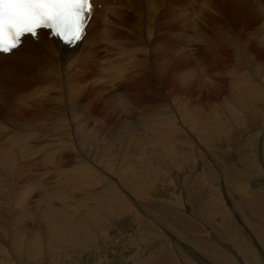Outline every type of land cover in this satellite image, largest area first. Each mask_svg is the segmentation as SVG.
Listing matches in <instances>:
<instances>
[{
  "label": "bare ground",
  "instance_id": "obj_1",
  "mask_svg": "<svg viewBox=\"0 0 264 264\" xmlns=\"http://www.w3.org/2000/svg\"><path fill=\"white\" fill-rule=\"evenodd\" d=\"M94 6L76 47L40 31L38 41L26 38L0 54V115L50 106L60 132L36 151L32 144L42 135L0 138V264H264V0ZM226 7L254 9L259 18L229 23ZM257 20L241 39L238 26ZM20 58L30 73L17 82ZM152 77L172 90L196 85L182 88L183 98L192 92L187 99L162 89L165 116L137 118L133 97ZM224 78L231 98L203 114L200 87L207 93ZM78 97L84 99L70 107ZM94 101L102 102V115H116L112 124L90 112ZM42 149L46 159L60 152L59 164L35 159ZM69 158L75 165L64 169ZM35 162L56 165L52 172L64 186L52 189L50 173H34ZM147 207L185 243L156 235Z\"/></svg>",
  "mask_w": 264,
  "mask_h": 264
},
{
  "label": "rangeland",
  "instance_id": "obj_2",
  "mask_svg": "<svg viewBox=\"0 0 264 264\" xmlns=\"http://www.w3.org/2000/svg\"><path fill=\"white\" fill-rule=\"evenodd\" d=\"M229 8V7H228ZM227 7H226V10L223 12V14L225 15L224 16V18L225 19H228V22L229 23H231V21L232 20H234V18L236 19V20H249V19H257V15H258V13H256L255 12V14H254V9H250V8H244V9H242L241 11L240 10H233V9H228ZM99 9H100V7H99ZM246 9H248V10H246ZM229 10V11H228ZM232 10V11H231ZM247 13H246V12ZM235 12H237V13H235ZM244 12H245V14H244ZM225 13H229V14H225ZM242 13V14H241ZM231 14V15H230ZM252 15V17H251V15ZM248 15H250V16H248ZM255 16V17H254ZM238 17V18H237ZM231 18H232V20H231ZM243 18V19H242ZM258 18H259V15H258ZM227 21V20H226ZM228 22H226V23H228ZM261 22V21H260ZM259 23H258V20L255 22V23H253V24H250V25H252V26H250V25H247V24H244V23H242V24H240L239 26H238V29L240 28L241 30H242V35H241V39H244L245 38V35H247V32L251 29V27H254L255 25H258ZM256 27V26H255ZM243 28H244V30H243ZM164 41L165 42H172V41H170V39H167V38H164ZM228 50L231 52V49L229 48V46H228ZM228 51V52H229ZM26 53H29L31 56L33 55V54H35V53H40V52H34V51H29V52H26ZM232 53H234V52H232ZM21 58H20V60L18 61V63H17V65H16V67H15V74L13 75L14 76V78L16 77V81L18 82V81H22L21 80V76L22 75H24V77H25V75H26V77L28 76V73H30L28 70H22V64L24 63V62H22L21 63ZM26 64V63H25ZM25 64H24V66H25ZM250 71H251V69H249ZM205 71H207V72H209V70H205ZM201 72H203L202 71V69H201ZM152 75V74H151ZM170 74H167V75H165V78H167L168 76H169ZM18 76V77H17ZM153 79H151L150 78V80H146V84H145V86H143L144 87V89H142L140 92H139V94H138V96L136 95V96H134L133 97V100L132 101H137L136 103H137V105H136V109H137V111H136V114H134V115H136L135 117H137V116H141L142 114H148V120H150V119H152L151 117H152V115H154L156 118H163L165 115H162L161 114V111H162V109L163 110H167V108H166V106H165V104L166 103H169V102H167V101H169L168 99H167V96L165 95V93L162 91V89H164V88H168V89H171L172 90V87H171V85H168V87H167V84H165L166 82H162L163 83V86H165L164 88L163 87H161V84L157 81V79L155 78V77H152ZM155 79V80H154ZM229 79H226V78H224L222 81L223 82H220V83H215V84H211V85H209L210 86V88L208 87V92L207 93H205L206 92V90H205V88L206 87H200V89H199V97H201V99H200V101H199V104H201L202 105V108L204 109L203 111H202V113L203 114H206V113H210L211 112V110L212 109H214L215 107L216 108H221L222 107V105L220 104V101L222 100V101H224L223 99H224V97L226 96V97H230L231 98V96H232V93L229 91L230 89H229V81H228ZM148 82V83H147ZM228 84V85H227ZM196 85V84H195ZM195 85H194V82H192L191 83V85H189L188 84V87L187 86H180V87H185V88H183V89H189V91L190 90H193V87H195ZM216 85H218L217 87H216ZM224 86V87H223ZM14 87V83H12V86H11V88L10 89H12ZM92 87L93 86H89L88 87V89H87V87L86 88H84L85 89V91L87 92L89 89H92ZM174 87H178L177 86V84H175L174 85ZM192 87V88H191ZM214 89H213V88ZM219 87V88H218ZM20 88V87H19ZM148 89V90H146V89ZM176 88H174V90H172L174 93H176V94H179L178 96H181L180 98H183V92H182V88L179 90V89H176ZM223 88V89H222ZM9 89V90H10ZM20 89H27L26 87H22V85H21V88ZM221 89V90H220ZM212 90V91H211ZM217 90H218V92H217ZM144 91V92H143ZM187 91V90H186ZM212 93H210V92ZM226 91V92H225ZM86 92H84V93H86ZM89 92V91H88ZM159 92V93H158ZM179 92V93H178ZM220 92V93H219ZM148 93H150V94H148ZM174 93H172V94H174ZM209 93V94H208ZM141 94V95H140ZM153 94V95H152ZM158 94V95H157ZM175 94V95H176ZM186 95V97L185 98H183V99H187L188 98V96H190L191 94H192V92H186L185 93ZM214 94V95H213ZM165 95V96H164ZM167 95H170V94H167ZM205 95H207V97H205ZM211 95V96H210ZM140 96V97H139ZM174 95H172L171 97H173ZM213 96V97H212ZM139 97V98H138ZM210 97V98H209ZM136 98V99H135ZM205 98H207V100L209 99V101H211V102H205L206 100H205ZM233 98V97H232ZM84 98L83 97H78L75 101H73V103L70 105V107H73V106H75L76 104H78L79 102H81V100H83ZM135 99V100H134ZM138 99H139V101H138ZM146 99V101L148 102V109H147V107L145 106V102H144V100ZM65 100H67L66 98H65ZM88 100H90V98H89V96H88ZM88 100H86L87 102H88ZM70 101V99H68L67 100V102L65 101V103H63V104H66L67 105V103ZM222 101H221V103H222ZM139 102H141V104L139 103ZM163 102V103H162ZM216 103V104H215ZM220 104V105H219ZM4 105V104H3ZM3 105H0L1 107H4ZM170 105V104H169ZM146 107V109H145V107ZM162 106V107H161ZM164 106H165V108H164ZM50 106H43L42 108H40V109H31V108H29V107H27L28 108V110L26 111V112H24V113H19V114H17V115H13V116H9L8 114H3L1 117H0V120H4L5 122H4V124H3V126H4V128H3V130H2V132H1V130H0V138L2 139L1 140V143H3V142H5L4 141V139H5V137H4V135H3V132H4V134L6 135V136H8V138H10V137H12V136H14V135H17V136H23V135H33V133L34 134H37V135H42V138L41 137H39V140L38 141H36V143H34V144H32V146H33V148H32V150L33 151H36V150H38L40 147H42L43 146V149H45V148H48L47 146L45 147V145L47 144V141L44 139V137L46 138H55V137H58L59 135L58 134H60V132L56 129V125L58 124L57 123V118H58V116H56L55 114H56V112H57V110L56 109H51V108H49ZM100 107H102V102L101 101H99V102H97V101H94L93 103H91L90 104V112H95V111H97L98 112V114H99V116H101L102 115V111H100L101 109H100ZM142 109H141V108ZM169 107H171V106H169ZM49 108V109H48ZM158 108V109H157ZM141 109V110H140ZM167 111H169V110H167ZM96 112V113H97ZM143 112V113H142ZM96 113H95V115H96ZM106 112H103V115L101 116V117H103V119H106V122L107 123H110V124H112L113 123V119L115 118V116L114 115H112V114H105ZM140 113V114H139ZM158 113V114H157ZM172 116L175 114V110L173 109L172 110ZM107 116V117H105V115ZM155 114H157V115H155ZM160 114V115H159ZM7 116V117H6ZM162 116V117H161ZM105 117V118H104ZM111 118V120H109L110 118ZM14 118V119H13ZM132 118V117H131ZM137 118H139V117H137ZM137 118H134V119H136V120H139V119H137ZM36 120V121H35ZM129 120V119H128ZM112 122V123H111ZM137 122H139V121H135V123H137ZM7 123V124H6ZM178 123H180L179 121H178ZM179 126H180V128H182V126H181V124H179ZM108 127L109 126H107L106 127V129H108ZM185 128L186 127H184V128H182L181 130H182V134L183 135H185V131H183V130H185ZM260 129V128H259ZM107 131V130H106ZM263 132H264V127H263V130H262ZM21 132V133H20ZM48 133V134H46V133ZM52 132H54V133H52ZM59 132V133H58ZM111 132L112 133H114V131H112L111 130ZM258 132V131H257ZM31 133V134H30ZM259 133V132H258ZM52 135V137L50 136V135ZM53 134H55V135H53ZM181 134V135H182ZM260 135V134H259ZM3 137V138H2ZM260 138V137H259ZM41 141V142H40ZM45 143V144H43V142ZM42 143V144H39L38 145V143ZM36 144V145H35ZM10 145H12V144H7L6 146H10ZM64 147H68V146H64ZM43 149L42 150H40V151H42V152H40V151H38L37 153L36 152H34V154H33V156L35 155L36 157L38 156L40 159H42V160H44V161H53V162H56V163H58V161H59V159L62 157V154L60 153V152H57V153H55V155H52L51 157H50V159H46V157H43L42 155L44 154V151H43ZM61 149V148H60ZM59 149V150H60ZM63 150V149H62ZM1 151V150H0ZM31 151V150H30ZM34 156V157H35ZM36 157H35V159H36ZM38 157H37V160H38ZM16 158V160H20L19 159V157H15ZM68 160H70V162H72L71 164H67L66 166H65V168L64 169H70L71 167H73L74 165H75V163L72 161V159L71 158H69ZM59 164V163H58ZM35 165L36 166H38L39 168H35L34 166V168H32V169H35L34 170V173H36L35 171H37V173L39 172V173H50V176L48 177V179H51V181H49L48 182V184H49V186L52 188V189H54L55 187H56V185L57 184H59L60 186H64V184H63V181H64V177L63 178H60V177H58L56 174H54L53 172H52V170L53 169H55L57 166L56 165H43L41 162H35ZM71 165V166H70ZM69 166V167H68ZM68 167V168H67ZM27 168H25V169H23L25 172H28L29 171V169H27ZM37 169V170H36ZM38 173V174H39ZM14 176V175H13ZM11 176L12 178H16V176ZM65 176V175H64ZM10 177V176H9ZM10 177V179H12ZM20 179V178H19ZM18 179V180H19ZM216 185V184H215ZM219 189V188H218ZM220 191V193H221V195H222V197H223V192L221 191V190H219ZM149 198H151V197H149ZM152 201V200H151ZM148 202H150V200H148ZM144 202L142 201V205H144L145 207L147 206V204L146 203H144ZM141 204H140V206H141ZM142 207V206H141ZM141 207H140V210H141ZM135 209V208H134ZM142 209H143V207H142ZM147 209H148V215L151 217V219L150 218H148L149 220H151L150 222L152 223V225H156L157 227H156V235H158V234H160V235H162V236H165L166 235V233L168 234V236H169V238H171V239H173V240H171V241H173V242H175V240L177 239V241H182V243H183V241H184V243H185V240H182L179 236H178V234H176V232H175V234H174V231H173V229L172 228H170L169 226H168V228H167V225H165L164 224V222L163 221H161V220H158V218L154 215V213L147 207ZM149 211H151V212H149ZM228 211H229V209H228ZM187 212H185V214H186ZM182 214H184V213H182ZM229 214L231 215V212H229ZM152 215V216H151ZM189 215V214H188ZM187 215V217L188 218H192L193 216L192 215H189L188 216ZM157 218V219H154L155 217ZM190 216H192V217H190ZM233 217V219H236V217L233 215L232 216ZM153 219H154V221H153ZM158 220V221H157ZM195 220V219H194ZM153 221V222H152ZM157 221V222H156ZM155 222V223H154ZM158 222H160V224H162L163 225V227H162V225H157V223ZM154 225V226H155ZM203 226V225H202ZM201 226V228L204 230L205 228L204 227H202ZM165 229H166V231H165ZM172 230L171 232H170V230ZM155 230H154V232H155ZM169 230V231H168ZM149 233V232H148ZM172 233V234H171ZM149 234H152V233H149ZM200 235H203V236H206V234H204V233H201ZM174 236V237H173ZM154 237H156V236H154ZM179 239V240H178ZM181 239V240H180ZM172 242V243H173ZM171 242H170V244H172Z\"/></svg>",
  "mask_w": 264,
  "mask_h": 264
},
{
  "label": "snow or ice",
  "instance_id": "obj_3",
  "mask_svg": "<svg viewBox=\"0 0 264 264\" xmlns=\"http://www.w3.org/2000/svg\"><path fill=\"white\" fill-rule=\"evenodd\" d=\"M96 0H0V54L19 49L22 38L49 30L73 46L86 35Z\"/></svg>",
  "mask_w": 264,
  "mask_h": 264
}]
</instances>
